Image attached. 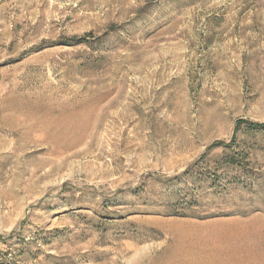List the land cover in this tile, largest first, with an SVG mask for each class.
I'll return each mask as SVG.
<instances>
[{
	"label": "rangeland",
	"instance_id": "rangeland-1",
	"mask_svg": "<svg viewBox=\"0 0 264 264\" xmlns=\"http://www.w3.org/2000/svg\"><path fill=\"white\" fill-rule=\"evenodd\" d=\"M250 124L264 0H0V264H264Z\"/></svg>",
	"mask_w": 264,
	"mask_h": 264
},
{
	"label": "trees",
	"instance_id": "trees-1",
	"mask_svg": "<svg viewBox=\"0 0 264 264\" xmlns=\"http://www.w3.org/2000/svg\"><path fill=\"white\" fill-rule=\"evenodd\" d=\"M81 41H83V39H76V38H73V39H71V40H69V42H67V43H75V44H70L71 46H73V45H76V44H80V43H82ZM252 127H258V128H263L264 129V125L263 124H250ZM239 127V124H237V126H236V128H235V130L237 129ZM233 140H234V137L232 138V140H231V142H233ZM214 146H217V145H224L223 143H220V142H218V143H215V144H213Z\"/></svg>",
	"mask_w": 264,
	"mask_h": 264
}]
</instances>
